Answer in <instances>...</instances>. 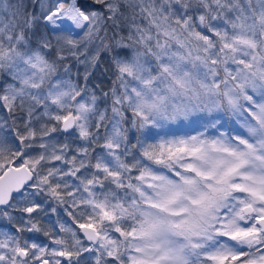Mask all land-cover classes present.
Segmentation results:
<instances>
[{"label":"snow or ice","instance_id":"6c2138e0","mask_svg":"<svg viewBox=\"0 0 264 264\" xmlns=\"http://www.w3.org/2000/svg\"><path fill=\"white\" fill-rule=\"evenodd\" d=\"M0 222V264H264V0H0Z\"/></svg>","mask_w":264,"mask_h":264},{"label":"trees","instance_id":"16d2710c","mask_svg":"<svg viewBox=\"0 0 264 264\" xmlns=\"http://www.w3.org/2000/svg\"><path fill=\"white\" fill-rule=\"evenodd\" d=\"M59 216L63 218V220H67L69 223H71V220L69 219V217L64 213L63 209L60 210V213H59ZM56 218H58L56 216ZM42 224L47 227L48 226V222L45 221V222H42ZM2 226V225H0ZM58 230V229H57ZM35 236H43L42 233H39V234H35ZM39 241L43 242V243H48V240L45 239V238H41V239H38Z\"/></svg>","mask_w":264,"mask_h":264},{"label":"rangeland","instance_id":"374dc122","mask_svg":"<svg viewBox=\"0 0 264 264\" xmlns=\"http://www.w3.org/2000/svg\"><path fill=\"white\" fill-rule=\"evenodd\" d=\"M174 130L178 129L179 126L178 125H172L171 126ZM185 133H188V134H194L192 133L191 129L187 128V127H184V128H179V130L177 131V134L179 135H183Z\"/></svg>","mask_w":264,"mask_h":264},{"label":"flooded vegetation","instance_id":"af4514ba","mask_svg":"<svg viewBox=\"0 0 264 264\" xmlns=\"http://www.w3.org/2000/svg\"><path fill=\"white\" fill-rule=\"evenodd\" d=\"M60 210H61V209H60ZM60 210H59V213H60ZM17 215H19V213H17ZM50 219H51L52 221H55V220L57 219V218H56V215H53V214L50 213ZM45 221L48 222L47 219L42 220V222H45ZM4 223H5V222H0V225H3ZM34 238H37V239L45 238V239H47V238L44 237V236H35Z\"/></svg>","mask_w":264,"mask_h":264}]
</instances>
